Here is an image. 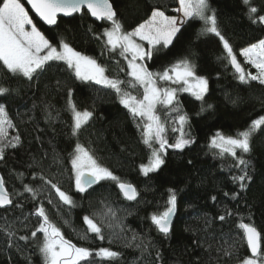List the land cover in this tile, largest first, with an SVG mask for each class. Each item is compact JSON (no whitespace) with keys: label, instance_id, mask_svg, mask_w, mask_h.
I'll list each match as a JSON object with an SVG mask.
<instances>
[{"label":"trees","instance_id":"1","mask_svg":"<svg viewBox=\"0 0 264 264\" xmlns=\"http://www.w3.org/2000/svg\"><path fill=\"white\" fill-rule=\"evenodd\" d=\"M110 2L124 31L147 20L154 9L174 15L177 5V0ZM208 3L245 74H255V67L240 50L264 39V24L257 19L264 15V0ZM250 7L258 12L250 16ZM29 14L54 45L63 40L94 58L109 78L123 82V90L134 83L128 60L106 45L103 31L110 28L111 21L96 22L82 11L59 17L54 27H46ZM203 27L202 21H188L171 45L141 61L156 74L187 59L196 76L208 82L203 100L180 91L172 105H157L156 115L164 121L169 144L179 138L181 115L186 117L184 138L192 143L182 149L166 147L165 163L148 175L140 172V166L149 161L152 149L144 143L140 119L133 118L114 89L77 78L63 61L48 62L32 79L0 65V87L8 89L0 94V105L11 123L5 125L7 135L0 138V146H4L0 174L12 200L9 207L0 208V264H44L39 250L43 234L32 236L42 222L35 215L41 205L64 238L77 247L93 252L108 248L119 254L110 259L93 255L81 264H240L250 256L241 223L261 233L264 255V128L253 135L251 152L243 154L247 166L237 167L236 157L221 155L210 145L217 133L235 136L264 116V84L251 79L241 82L223 42L214 34L203 33ZM156 81L170 87L168 81ZM70 102L76 110L92 113L75 133ZM77 143L118 180H100L79 193L71 165ZM245 171L252 179L245 180L242 189L241 182L233 178ZM120 182L135 187L136 199L122 196L117 187ZM52 184L67 193L73 204L61 201ZM25 186L33 192L25 191ZM170 189L175 191L177 204L170 232L165 235L151 216L165 210ZM86 216L98 224L104 239L88 231Z\"/></svg>","mask_w":264,"mask_h":264},{"label":"snow or ice","instance_id":"2","mask_svg":"<svg viewBox=\"0 0 264 264\" xmlns=\"http://www.w3.org/2000/svg\"><path fill=\"white\" fill-rule=\"evenodd\" d=\"M249 2L250 0H244L245 4H249ZM27 3L48 25L57 24L58 14L71 16L73 13L81 12L83 8H86L97 19L112 22V27L105 29L103 33L107 38L106 45L110 46L112 51L118 49L119 54L128 60L129 75L134 81L132 86L135 87L139 84L143 87L142 99H137L136 96L123 91L121 87L123 82L107 77L105 69L94 58L76 51L63 40H60L58 45L50 42L36 27L29 11L21 3V0H0V65L12 74H20L32 79L33 75L43 70L48 62L63 61L69 69L74 71L77 78L95 81L97 84L114 89L120 96V102L128 108L133 118L140 117L147 120V123L143 126V137L144 143L152 151L149 163L141 165V171L144 175L158 170L165 163L163 156L166 147L182 149L192 143L191 140L184 138L182 126L186 117L183 115L178 117L181 125L180 137L173 144H169L165 138V128L160 122L159 116L156 115V106L157 104L172 105L176 101L177 89L159 88L156 77L162 81L183 82L187 87L182 90L193 92L199 100H203L204 93L207 92V79L196 76L194 65L187 59L180 60L171 68L165 69L163 73L157 74L150 72L143 63H138V61H143L145 58H152L154 51H158L159 48H167L171 45L177 33L181 31V25L190 20L202 21L204 25L202 32L214 34L223 42L229 62L239 73V80L241 82H247L248 79L259 80L261 84H264V39L240 50V55L258 70L257 75L251 73L246 75L237 60V55L233 52V48L221 34L215 11L210 9L208 0H179V7L175 10L182 14L179 18L166 15L164 11L159 9H154L148 20L131 31L123 30V26L116 19V12L110 0H27ZM257 12L256 7L249 8L250 16ZM257 19L260 23H264V15L258 16ZM26 26H31L30 30ZM137 38L139 41L147 42V50H145L142 43L137 42ZM129 55L131 59H128ZM7 91L8 89L0 87V94ZM70 106L74 120L73 132L75 133L87 123L92 113L87 110L83 112L76 110L75 105L71 102ZM6 124L9 127L11 126L10 121L7 120L4 107L0 105V138L7 135ZM262 128H264V116L252 120L246 130L238 132L235 136H225L217 133L211 144L221 150V155L227 153L236 157L238 160L237 167L240 165L247 166L249 161L244 159L243 154L251 152L253 135ZM16 141L19 142V137H16ZM153 141L159 144V148L152 146ZM237 150L240 151V156H237ZM74 152L71 164L75 172L76 188L80 192L85 191L87 187L100 180H118L111 171L100 166L81 144H76ZM3 156L4 146H0V159ZM233 179L240 181V187L243 189L246 187L243 182L251 180L252 177L245 171L243 175ZM48 183H51V181H48ZM52 187L55 188L61 201L68 205L73 204L72 198L67 193L55 184H52ZM119 187L127 199H136L138 193L134 186L121 182ZM25 191L33 192L28 186H25ZM169 193L165 210L151 216L152 222L165 235L170 232L171 217L176 211L177 204L175 191L170 189ZM10 204H12V200L4 187L3 178L0 177V206ZM35 215L42 218V222L39 228L32 232V236L35 237L38 232L43 234V242L39 250L44 257V264H81L82 261H87L93 255L103 259H110L119 255L108 248H100L93 252L89 248L77 247L70 240L64 238L60 228L51 222L42 205L36 209ZM220 219L223 220L224 217L221 216ZM84 222L88 226V231L97 234L100 239H104L101 228L93 219L86 216ZM239 227L243 229L247 246L251 251V256L245 257L241 264H264L261 233L250 224L241 223ZM21 239H26V237Z\"/></svg>","mask_w":264,"mask_h":264},{"label":"rangeland","instance_id":"3","mask_svg":"<svg viewBox=\"0 0 264 264\" xmlns=\"http://www.w3.org/2000/svg\"><path fill=\"white\" fill-rule=\"evenodd\" d=\"M21 3H22V1H21ZM179 7V0H177V5H176V7H175V10L177 9ZM26 8V7H25ZM152 14V13H151ZM30 15V14H29ZM182 14L181 13H178L177 11H175V14L174 15H169V16H177L178 18L181 16ZM150 17H151V15H150ZM149 17V18H150ZM148 18V19H149ZM147 19V20H148ZM146 21V20H145ZM144 21V22H145ZM143 23V22H142ZM264 24V23H263ZM30 27L31 26H26V28H28L29 30H30ZM112 27V22H111V25H110V28ZM137 27V26H136ZM135 27V28H136ZM110 28H108V29H110ZM134 29V28H133ZM132 29V30H133ZM103 33H104V31H103ZM106 38V37H105ZM107 39V38H106ZM137 42H139V43H142L143 45H144V47H145V50H147L148 49V44H147V42L146 41H139L138 40V38H137ZM259 42V41H258ZM258 42H256V43H258ZM253 44H255V43H253ZM252 45V44H251ZM250 46V45H249ZM249 46H247V47H249ZM246 48V47H245ZM81 53V52H80ZM83 54V53H82ZM84 55V54H83ZM86 56V55H85ZM129 59H131V56L129 55V57H128ZM128 62V61H127ZM138 63H141V61H138ZM171 68V67H170ZM256 69V68H255ZM74 72V71H73ZM161 73H163V72H161ZM248 73H250V72H248ZM75 74V73H74ZM153 74H155V73H153ZM157 74V73H156ZM247 74V73H246ZM258 74V70L256 69V72H255V74H252V75H257ZM105 75L107 76V74H106V72H105ZM108 77V76H107ZM111 79V78H110ZM156 79H159L158 77H156ZM83 81H86V80H83ZM92 82H95V81H92ZM169 82V85H170V87H168V88H175V89H177V92H176V94L178 93V92H180V91H184V90H182L183 88H185V87H187L186 85H184L183 84V82H180V83H174V82H172V81H168ZM122 85V84H121ZM157 86L159 87V88H161V89H165L164 87H162V86H159L158 84H157ZM132 87V83L129 85V89L126 91V90H123V91H125V92H128V93H130L132 96H136L137 97V99H142V97H143V87L141 86V85H139V84H137L136 85V87L137 88H139L138 90H136V88L135 89H132L131 88ZM194 91H195V89H194ZM184 92H188V93H190V94H192V95H194L193 94V92H190V91H184ZM205 94V93H204ZM119 95V94H118ZM139 96H142V97H140L139 98ZM194 97H196L195 95H194ZM119 100H120V96H119ZM158 105V104H157ZM164 106H167V105H164ZM71 107V106H70ZM157 107V106H156ZM72 116H73V113H72ZM139 119H140V122H141V126L143 127L144 126V124L145 123H147V120H146V118H140V117H138ZM160 122L165 126V124H164V121H161V119H160ZM73 124H74V120H73ZM165 128V127H164ZM180 129H181V126H180V128H179V132H180V134H179V137H180V135H181V131H180ZM182 130H183V126H182ZM164 136H165V138L167 139V135H166V128H165V132H164ZM216 135H214L213 137H215ZM213 137L210 139V145H212L211 144V142H212V139H213ZM168 140V139H167ZM169 143V142H168ZM154 148H159V144L157 143V142H155V141H153V145H152ZM215 148V147H214ZM216 149H218L219 151H221L219 148H216ZM74 154H75V152H74ZM149 163V161L147 162V163H145V164H148ZM145 164H143V165H145ZM72 165V164H71ZM73 169V168H72ZM140 172L142 173V174H144L142 171H141V166H140ZM73 173H74V176H75V172H74V170H73ZM87 225V224H86ZM87 228H88V226H87ZM97 257H99V256H97ZM44 258V257H43ZM99 258H101V257H99ZM241 264V263H240Z\"/></svg>","mask_w":264,"mask_h":264},{"label":"water","instance_id":"4","mask_svg":"<svg viewBox=\"0 0 264 264\" xmlns=\"http://www.w3.org/2000/svg\"><path fill=\"white\" fill-rule=\"evenodd\" d=\"M24 3H25V5L27 6V8L29 9V11L31 12V14L41 23V24H43L44 26H46V27H54L55 25H48V24H46L35 12H34V10H32L31 9V5L30 4H28L27 3V0H22ZM111 3V2H110ZM113 7V6H112ZM114 9V8H113ZM82 11H85L88 15H89V17L91 18V19H93L94 21H96V22H101L103 19H97L96 17H93L88 11H87V9L86 8H83L82 9ZM81 11V12H82ZM81 12H77V13H73L72 15H74V14H80ZM71 15V16H72ZM59 17H70V16H65V15H63V14H58V16H57V20H58V18ZM230 66H231V68L233 69V71L236 73V74H239V73H237L236 72V70H235V68L231 65V63H230ZM0 177H2L1 176V174H0ZM97 182H95V183H93L91 186H93L94 184H96ZM121 183V182H120ZM122 183H124V182H122ZM125 184H128V183H125ZM132 185V184H131ZM90 186V187H91ZM133 186V185H132ZM5 187V186H4ZM117 187H118V189H119V191H120V193L122 194V196L125 198V199H127L126 198V196L124 195V193H123V191L120 189V187H119V183H118V185H117ZM87 188H89V187H87ZM86 188V189H87ZM6 189V188H5ZM7 190V189H6ZM77 191L79 192V193H82V192H80L78 189H77ZM8 192V191H7ZM9 194V193H8ZM9 198L11 199V197H10V195H9ZM127 200H129V199H127ZM11 205V204H10ZM10 205H4V206H0V208H7V207H9ZM175 214V213H174ZM174 214H173V216H174ZM173 216L171 217V222H172V220H173ZM244 232V231H243ZM244 237H245V235H244ZM245 242H246V238H245ZM246 245H247V242H246ZM247 249H248V252H249V254H250V256H251V251H250V249L248 248V246H247Z\"/></svg>","mask_w":264,"mask_h":264}]
</instances>
